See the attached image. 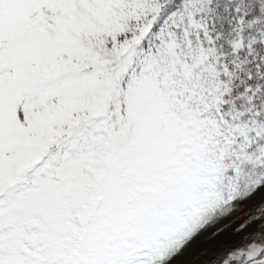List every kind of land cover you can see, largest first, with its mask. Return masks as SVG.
<instances>
[{
  "label": "snow or ice",
  "instance_id": "obj_1",
  "mask_svg": "<svg viewBox=\"0 0 264 264\" xmlns=\"http://www.w3.org/2000/svg\"><path fill=\"white\" fill-rule=\"evenodd\" d=\"M207 234L264 264V0H0V264Z\"/></svg>",
  "mask_w": 264,
  "mask_h": 264
},
{
  "label": "trees",
  "instance_id": "obj_2",
  "mask_svg": "<svg viewBox=\"0 0 264 264\" xmlns=\"http://www.w3.org/2000/svg\"><path fill=\"white\" fill-rule=\"evenodd\" d=\"M225 239L226 237L223 236L220 238H214L212 236L210 240L204 242L198 249L192 264H206L208 258L207 256L203 255V253H205L209 249L216 247L219 243H221V241ZM238 242H239L238 240L232 241V243H238Z\"/></svg>",
  "mask_w": 264,
  "mask_h": 264
},
{
  "label": "rangeland",
  "instance_id": "obj_3",
  "mask_svg": "<svg viewBox=\"0 0 264 264\" xmlns=\"http://www.w3.org/2000/svg\"><path fill=\"white\" fill-rule=\"evenodd\" d=\"M221 227H223V226H221ZM211 237H212L211 234H207L204 237H202L192 247H190L187 250V252L175 262V264H192L193 260L195 258V255H196L198 249L200 248V246L204 242L210 240Z\"/></svg>",
  "mask_w": 264,
  "mask_h": 264
}]
</instances>
